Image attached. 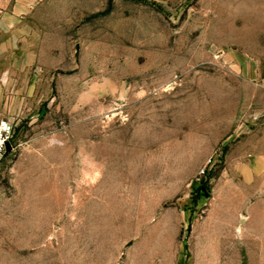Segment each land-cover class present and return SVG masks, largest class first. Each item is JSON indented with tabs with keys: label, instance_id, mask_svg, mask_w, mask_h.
I'll list each match as a JSON object with an SVG mask.
<instances>
[{
	"label": "rangeland",
	"instance_id": "rangeland-1",
	"mask_svg": "<svg viewBox=\"0 0 264 264\" xmlns=\"http://www.w3.org/2000/svg\"><path fill=\"white\" fill-rule=\"evenodd\" d=\"M0 264H264V0H0Z\"/></svg>",
	"mask_w": 264,
	"mask_h": 264
},
{
	"label": "crops",
	"instance_id": "crops-1",
	"mask_svg": "<svg viewBox=\"0 0 264 264\" xmlns=\"http://www.w3.org/2000/svg\"><path fill=\"white\" fill-rule=\"evenodd\" d=\"M228 156L229 172L256 189L264 190V124L247 129Z\"/></svg>",
	"mask_w": 264,
	"mask_h": 264
},
{
	"label": "built area",
	"instance_id": "built-area-1",
	"mask_svg": "<svg viewBox=\"0 0 264 264\" xmlns=\"http://www.w3.org/2000/svg\"><path fill=\"white\" fill-rule=\"evenodd\" d=\"M15 134L13 123L0 113V161L5 157L8 145L12 144Z\"/></svg>",
	"mask_w": 264,
	"mask_h": 264
},
{
	"label": "water",
	"instance_id": "water-1",
	"mask_svg": "<svg viewBox=\"0 0 264 264\" xmlns=\"http://www.w3.org/2000/svg\"><path fill=\"white\" fill-rule=\"evenodd\" d=\"M7 150H8V151H11V145H8Z\"/></svg>",
	"mask_w": 264,
	"mask_h": 264
}]
</instances>
